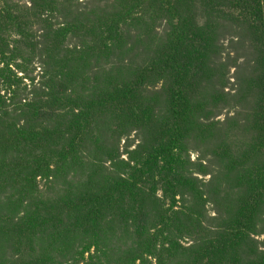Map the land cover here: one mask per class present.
Returning <instances> with one entry per match:
<instances>
[{
  "label": "trees",
  "instance_id": "16d2710c",
  "mask_svg": "<svg viewBox=\"0 0 264 264\" xmlns=\"http://www.w3.org/2000/svg\"><path fill=\"white\" fill-rule=\"evenodd\" d=\"M147 1L156 9H166L180 33L165 59L141 69L136 89L149 72L174 73L169 112L172 126L164 128L165 137L157 147L148 146L146 150L143 144L134 152L127 151L131 159L124 163V168L129 169L125 170L127 174L117 172L100 181L98 159L79 153L88 144L83 140L86 124L96 120H92L95 114L77 104L78 94H60L59 91L68 90L49 86L52 92L45 94L49 105L36 92L26 99L15 100L21 79L10 67L22 69L16 63L24 61L22 52L28 48L35 50L30 37L33 29L27 33L20 25L25 16L0 4V84L13 95L7 102L0 91V189L18 187L6 200L8 204H1L0 195V264H264V251L259 250L252 238L264 235V0ZM136 8L131 7L128 15L133 16ZM193 8L205 11L208 17L205 24L189 14ZM45 13L43 8L35 15ZM76 14L79 21L73 16L74 21L60 27V38L86 31L82 22L93 15L79 10ZM48 22L53 28L51 20ZM114 24L115 19L106 31L105 42L115 40ZM221 24H230L229 29L236 30V34L243 35L249 30L258 38L263 59L259 84L263 90L259 123L254 127L257 136L250 141L252 136L248 135V140L234 150L220 144L214 154L205 151L200 163L193 165L188 137L192 127L195 128L190 115L193 105L184 91L188 86L191 90L193 83L195 89L205 90L204 78L213 77L210 57L216 60L220 55L215 36ZM10 28L18 37L13 42ZM183 41L188 42L189 50L182 55ZM78 47L65 51L62 45L54 46L43 62L51 67L55 57L63 63L71 56L69 61L73 58L72 64L82 75L93 61L100 60V53L96 47ZM50 77L55 82L54 73ZM212 85L209 84L210 88ZM12 88L15 91H10ZM116 91L102 106L119 101L122 115L128 116L124 103L127 98L132 99L134 91L127 88ZM70 98L76 102L65 106V99ZM143 110L133 111V117L146 124L156 120L151 112ZM75 111L80 113L76 115ZM61 113H71L73 117L58 134L54 123L63 116ZM36 119L44 125L32 124ZM240 129L236 128L237 133ZM33 151L39 154L35 165L25 157ZM18 153L22 156H17ZM133 154L137 160L131 167ZM108 155L106 160L111 164L120 161L117 152L110 151ZM79 164L95 167L84 183L80 180L77 183V175L69 174L78 171ZM196 175L210 179L199 180ZM38 178L50 189L58 188L64 180L66 195L46 197L44 202L43 193L38 194ZM157 192H162L163 197H158ZM13 199L16 200L11 203ZM35 201H40L41 206L33 205ZM210 206L214 208V217L208 212ZM9 207L12 211L19 208V215L9 214ZM10 247L15 257L3 259Z\"/></svg>",
  "mask_w": 264,
  "mask_h": 264
},
{
  "label": "rangeland",
  "instance_id": "374dc122",
  "mask_svg": "<svg viewBox=\"0 0 264 264\" xmlns=\"http://www.w3.org/2000/svg\"><path fill=\"white\" fill-rule=\"evenodd\" d=\"M0 4L8 5L25 16L20 25L27 33L33 29L30 32V37L31 45L35 50L28 48L22 52L24 61L16 62L21 65L22 69L15 65L10 67L16 77L21 79L15 100L26 99L28 94L36 92L42 97V101L49 105L45 96L52 92L48 89L49 86L68 90L59 91L60 94L61 92H66L68 95L78 94L80 97L77 104L82 106L84 111L90 110L93 115L95 114L92 120H96L86 124L83 140L88 144L82 149L84 154L81 151L79 153L83 156L91 154L98 159L99 172L101 171L98 181L118 173L127 174L125 170L129 169L124 168V163L131 162L130 154H127V151L134 152L139 148V145L141 147L143 144H145L146 150L148 146L155 148L160 145L161 139L165 137L164 128L172 126L173 122L169 112L174 92H172L175 82L174 73L149 72L137 89L136 84L141 69L165 59V55L173 47L174 40L180 33V29L177 28V24L166 9H156L147 0H75L73 2L72 0H0ZM135 6L138 8L133 11V16H129V9ZM43 8L46 13L37 17L35 13L40 12ZM52 9H59L58 11L62 14L58 11L51 12ZM77 10L93 15L88 21H83L82 18V24L87 27L86 31L72 32L67 37L60 38L58 35L60 27L63 28L67 21H74L73 16L79 21ZM135 13L138 14L135 15ZM189 14L195 15L202 24L208 20L205 11L200 8L191 9ZM203 14L204 16H202ZM214 15L216 14L214 13ZM114 19L117 29L115 40L105 42L108 40L106 31ZM50 20L53 28L49 27L48 21ZM77 25L79 26V24ZM229 25L221 24L217 28L215 38L220 46V55L216 60L209 56V70L213 77L211 79L204 78L206 89L197 90L195 89L196 84L193 83L194 86L191 90L188 86L184 91L193 105L190 115L192 114L195 128L192 127L193 130L188 135L190 138L189 157L193 165L200 163L201 155L205 151L214 154L220 144H227L234 150L240 143L248 140V135L252 136L250 141H254L257 136L254 127L259 123L260 95L263 90V86L259 84L263 59L258 48V38L249 30L245 31V36L241 35L239 31L237 33L240 34H236V30H230ZM45 28L49 30H43ZM9 31L10 40L13 42L18 38L17 33L13 31V28H10ZM183 43L184 48L180 49L182 55L189 50L188 42L183 41ZM58 45H62L65 51L75 50L78 46V49L87 46L96 47L98 55L100 53V60L93 61L82 75L72 64L73 58H71V62L69 61L71 56H68L65 62L63 60V63H60L55 57L51 60L52 66L47 67L43 61L50 57L52 49ZM124 66H128V68L124 69ZM53 73L56 76L55 82L51 81L50 77ZM209 84H213L212 88ZM185 85L187 86V83ZM25 88L27 91H24ZM126 88L134 91L132 99L127 98L124 103L126 105L125 113L127 112L128 116L122 115L119 101L112 106H102L108 102L109 96L118 92L116 90ZM0 91L1 96L9 102L8 100L13 95L10 92L7 93L3 84H0ZM10 91H15V88ZM35 98L29 96V99L34 100ZM74 99H65L67 105H64L69 107L76 102ZM25 102L26 100L22 104ZM27 103L29 102L27 101ZM143 109L151 112L150 114H153L156 120L146 124L141 120L140 123L136 117H133V111L142 113ZM79 113V111H75L76 115ZM62 115L63 113L60 116ZM70 117H73L71 113L63 115L54 123L59 131L58 134L66 129ZM31 122L32 124L39 123V127L44 125L37 119ZM19 124V126L23 125V123ZM240 127L242 129L237 133L236 128ZM244 127H246L245 136L242 132ZM71 136L73 135L71 134ZM110 151L121 155L120 161L114 165L111 164V161L106 160ZM17 156H22V154L18 153ZM25 157L34 164L38 161L39 154L37 155L36 151H33ZM136 160L134 157L131 167L136 165ZM105 161L107 162L105 163ZM12 163L15 164V162ZM94 168L90 164L86 166L79 164L78 171L69 172V174L77 175L76 182L80 180L84 183L88 175L95 170ZM119 169H123V171L119 172ZM65 174L69 175L67 172ZM196 176L199 180L208 181L210 179L201 175ZM60 182L58 188L50 189L45 181L38 178V194L43 193L41 196L44 202L47 201L46 197L55 199L56 195L61 197L66 195L67 184L65 182L66 186L62 187L64 180ZM15 188L18 187L0 189L2 191L0 192L1 204H8L6 200L16 193L13 190ZM157 196L163 197L162 192H157ZM15 200L13 199L11 203H14ZM34 204L41 206L40 201H35ZM212 207L207 208L209 214L214 217V208ZM8 212L12 216L19 215L20 209L15 208L12 211V207H9ZM223 218L226 219L227 216L224 214ZM252 238L256 241L259 250L264 251V235ZM14 252L11 247L7 248L6 256H3V259L12 260L15 257ZM0 262H2L1 256Z\"/></svg>",
  "mask_w": 264,
  "mask_h": 264
}]
</instances>
